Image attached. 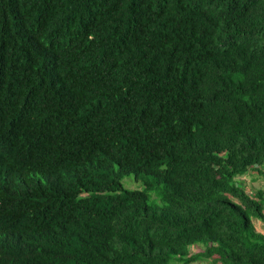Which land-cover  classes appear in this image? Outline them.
Here are the masks:
<instances>
[{
  "label": "trees",
  "instance_id": "1",
  "mask_svg": "<svg viewBox=\"0 0 264 264\" xmlns=\"http://www.w3.org/2000/svg\"><path fill=\"white\" fill-rule=\"evenodd\" d=\"M249 174L264 0H0V264H264Z\"/></svg>",
  "mask_w": 264,
  "mask_h": 264
},
{
  "label": "rangeland",
  "instance_id": "2",
  "mask_svg": "<svg viewBox=\"0 0 264 264\" xmlns=\"http://www.w3.org/2000/svg\"><path fill=\"white\" fill-rule=\"evenodd\" d=\"M242 178H244V180L246 179L245 182L247 181V184H248L246 185L247 190L249 189L252 191V190L259 189V187L264 189V178H260L259 180H253L250 177V174L248 176L245 175ZM122 184L124 188H140L141 186L140 180H136L133 174L125 176L122 180ZM152 195H153L152 192H150L149 193L150 199H154ZM256 227L261 232H264L263 224L258 223L256 224ZM169 264H178V262H170Z\"/></svg>",
  "mask_w": 264,
  "mask_h": 264
},
{
  "label": "clouds",
  "instance_id": "3",
  "mask_svg": "<svg viewBox=\"0 0 264 264\" xmlns=\"http://www.w3.org/2000/svg\"><path fill=\"white\" fill-rule=\"evenodd\" d=\"M254 173H256V172H254ZM243 177V176H242ZM263 189V188H262Z\"/></svg>",
  "mask_w": 264,
  "mask_h": 264
}]
</instances>
